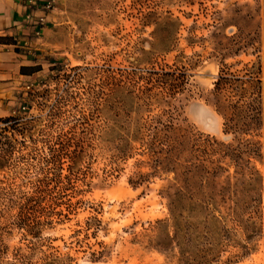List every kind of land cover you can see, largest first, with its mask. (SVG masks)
<instances>
[{"label": "rangeland", "instance_id": "1", "mask_svg": "<svg viewBox=\"0 0 264 264\" xmlns=\"http://www.w3.org/2000/svg\"><path fill=\"white\" fill-rule=\"evenodd\" d=\"M45 43L38 74L0 71V264H264V114L223 119L264 72V0H60ZM125 116L172 128L177 183L138 144L121 160ZM176 188L205 207L179 231Z\"/></svg>", "mask_w": 264, "mask_h": 264}, {"label": "trees", "instance_id": "2", "mask_svg": "<svg viewBox=\"0 0 264 264\" xmlns=\"http://www.w3.org/2000/svg\"><path fill=\"white\" fill-rule=\"evenodd\" d=\"M41 71V68H26L20 69V73L22 75L30 76L32 74L38 73ZM248 78H250L246 82H242V80H234L233 82L237 86H232L234 89H238L241 95H243L242 99L247 100V102H242V100H238L234 103H228L226 105V110L229 111V115L223 114V119L225 121L224 125L227 126L229 131H233V133H237L242 127L248 128L246 131L242 132L243 135H246L252 127H257L262 120V116L264 114V81H262V77H264V72H262V68L260 66L252 67L249 70ZM227 79L223 76H219L218 80L214 84L213 92L216 93L215 96H218L221 91L226 86ZM12 118H4L0 120L2 123H9ZM126 124L128 126H126ZM141 125L138 119H131L128 116H125L123 119H120V124L118 132L115 135L114 142H116L115 150L121 160L130 159V152L134 145L138 144L139 147H143L146 152L150 154L153 173L162 170L164 173H172L175 176V183H177V179L183 177V172H180L179 176L175 175V167L181 168V164H179L172 155L175 152L174 144L175 142L171 139L170 133L172 132V128L168 125H163V130L161 132H155L150 135L149 140H145V135L141 132V128L138 126ZM130 126V127H129ZM246 149V148H245ZM243 149L241 151V156L246 155L248 153L247 150ZM162 158H154L155 155H162ZM263 167H264V156H263ZM185 172L189 171L187 168H184ZM184 172V173H185ZM144 176L139 175L136 182L133 184L129 183L136 187L135 185H139ZM189 202L185 204V193L182 189H177L172 196L169 197L168 203V211L171 217V220L174 223V227L177 231L180 229L181 218H183L185 212V208L190 213L194 208H203L204 206L194 205L191 203L190 198ZM19 223L23 228H27L26 221L24 217L20 214ZM210 221H206L207 223ZM192 225L188 222L184 223V230H189ZM29 234L32 237L37 238L39 233L32 232L29 230ZM49 264V263H43Z\"/></svg>", "mask_w": 264, "mask_h": 264}, {"label": "crops", "instance_id": "3", "mask_svg": "<svg viewBox=\"0 0 264 264\" xmlns=\"http://www.w3.org/2000/svg\"><path fill=\"white\" fill-rule=\"evenodd\" d=\"M50 0H0V71L42 68L41 52L48 32L56 19L60 0L46 8Z\"/></svg>", "mask_w": 264, "mask_h": 264}, {"label": "built area", "instance_id": "4", "mask_svg": "<svg viewBox=\"0 0 264 264\" xmlns=\"http://www.w3.org/2000/svg\"><path fill=\"white\" fill-rule=\"evenodd\" d=\"M54 3V0H50L49 3H47L46 8L49 9V7Z\"/></svg>", "mask_w": 264, "mask_h": 264}]
</instances>
